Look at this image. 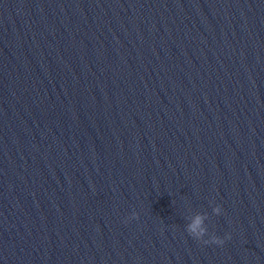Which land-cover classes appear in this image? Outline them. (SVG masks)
Masks as SVG:
<instances>
[{
	"label": "water",
	"instance_id": "obj_1",
	"mask_svg": "<svg viewBox=\"0 0 264 264\" xmlns=\"http://www.w3.org/2000/svg\"><path fill=\"white\" fill-rule=\"evenodd\" d=\"M0 264H264V0H0Z\"/></svg>",
	"mask_w": 264,
	"mask_h": 264
},
{
	"label": "clouds",
	"instance_id": "obj_2",
	"mask_svg": "<svg viewBox=\"0 0 264 264\" xmlns=\"http://www.w3.org/2000/svg\"><path fill=\"white\" fill-rule=\"evenodd\" d=\"M220 210H221L220 207H217L216 209H214V211H216V212H219ZM200 224H201V217L197 216L195 218V220L193 221V223L188 226V233L190 235L196 233V230L200 226ZM202 232H203V229H201V233ZM225 238H227V237H225ZM203 243L204 244H209L208 241H204ZM211 243L217 244V245H222L224 243V240L219 238V237H214Z\"/></svg>",
	"mask_w": 264,
	"mask_h": 264
}]
</instances>
